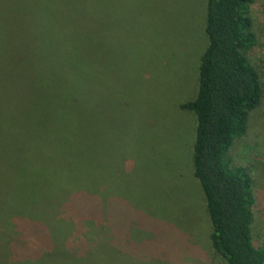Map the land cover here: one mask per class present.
<instances>
[{
	"label": "rangeland",
	"instance_id": "1",
	"mask_svg": "<svg viewBox=\"0 0 264 264\" xmlns=\"http://www.w3.org/2000/svg\"><path fill=\"white\" fill-rule=\"evenodd\" d=\"M207 1L0 0V264H228L182 108L198 94ZM250 14L264 90V0ZM68 17L86 19L83 175L55 171V20ZM229 156L251 176L264 247V94Z\"/></svg>",
	"mask_w": 264,
	"mask_h": 264
},
{
	"label": "trees",
	"instance_id": "2",
	"mask_svg": "<svg viewBox=\"0 0 264 264\" xmlns=\"http://www.w3.org/2000/svg\"><path fill=\"white\" fill-rule=\"evenodd\" d=\"M253 1H207L208 46L201 58L198 94L182 106L197 117L194 176L205 197L213 248L228 264H264V247L256 246L252 235V179L229 156L233 142L247 133L250 114L264 94L259 72L247 59L256 43ZM85 27L83 17L55 20L54 111L61 136L55 152L57 175H69L70 165L75 172L70 175L84 174Z\"/></svg>",
	"mask_w": 264,
	"mask_h": 264
}]
</instances>
